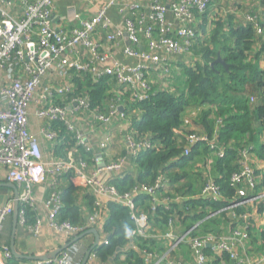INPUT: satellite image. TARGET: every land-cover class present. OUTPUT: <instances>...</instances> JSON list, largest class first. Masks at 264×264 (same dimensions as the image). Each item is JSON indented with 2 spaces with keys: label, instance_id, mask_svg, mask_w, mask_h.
Segmentation results:
<instances>
[{
  "label": "built area",
  "instance_id": "1",
  "mask_svg": "<svg viewBox=\"0 0 264 264\" xmlns=\"http://www.w3.org/2000/svg\"><path fill=\"white\" fill-rule=\"evenodd\" d=\"M20 1L24 12L17 16L14 0H0V182L12 183L19 190L18 225L34 236L43 233L41 220L35 219L38 210L36 188L51 181L53 186L43 201V208L50 228L63 238L61 247L91 229L98 231L100 242L97 247L107 245L109 236L104 226L110 216L109 204L115 203L127 208L135 221L132 243L136 244L144 264H184L169 257L182 246L193 252L196 264H264V259L251 258L240 251L251 239L247 227L236 224L230 235L219 238L214 233L202 236L203 222H197L184 234L177 235L176 230L186 213L181 219L173 215L164 224L167 227L164 239L172 243L165 255L160 254L150 233L152 222L157 220L155 213L159 208L172 211L173 205L182 206L186 211L191 207L187 206L189 200L186 197L170 193L164 175L153 184H142L129 193L118 192L112 181L125 174L132 158L152 147L149 140L136 141L133 138L136 132L131 126L127 136L128 157L100 163L95 156L93 168L87 158L88 154L94 153L91 137L97 138L101 154L107 150L109 138L101 133L110 128L119 114L124 118L125 112L120 111L121 108L124 110L123 106L113 102L107 112L92 107L86 92L75 96L76 81L98 83L108 78L110 86L120 88L117 93L130 96L134 103L150 99L158 85V91L173 94L170 89L175 82L172 81L175 65L183 63L195 68L194 47L198 43L205 44L199 26L202 16L211 9L212 0H109L107 6L88 19L75 14L78 25L72 30L55 24V0ZM110 7L119 8L121 27L115 26L108 17ZM247 20L261 36L257 19L250 17ZM99 38L101 42L97 40ZM114 51L136 63L116 60ZM56 77L61 82H56ZM32 108L47 124L41 133L47 144H55L59 139L53 124H65L75 142L67 158L45 160L37 137L29 129ZM188 124L185 120V125ZM211 141L207 137L191 135L187 141L191 147L185 148L184 156H191L192 147L200 142L210 143L216 149L215 140ZM225 151L217 150L218 157L222 158ZM243 151L242 169L231 177V186L242 200L235 201L228 209L257 200L247 198L246 191L238 188L242 183L252 189L256 186L254 170L249 164L252 150L244 152L246 156ZM71 174L75 181L82 182L94 199V209L86 214L82 224L77 225L59 220L65 207L61 182ZM140 194L149 197V212L136 206L135 198ZM201 197L211 204H219L224 199L221 188L212 181L204 187ZM14 201L15 198L0 209V231L7 217L13 215ZM28 212L34 216L32 221L27 217ZM13 259L10 248L0 243V264H11ZM38 263L73 264V258L66 250L54 259ZM86 264H101L96 250L90 253Z\"/></svg>",
  "mask_w": 264,
  "mask_h": 264
},
{
  "label": "crops",
  "instance_id": "2",
  "mask_svg": "<svg viewBox=\"0 0 264 264\" xmlns=\"http://www.w3.org/2000/svg\"><path fill=\"white\" fill-rule=\"evenodd\" d=\"M30 1L32 2L34 0ZM108 1L109 0H89V2H83L80 0H55L57 11L54 22L59 26H63L68 30H72L78 25V22L75 21V14H81L82 18L88 19L91 16H94L98 9L107 6L109 3ZM14 2V13L17 16H21L24 12V7L20 0H14ZM108 11V17L112 20L113 24L115 26L121 27L122 20L119 13V8L110 7ZM250 17L256 18L262 29L261 36H258L260 37L259 42H257L256 47H254L252 52L259 55L258 65L261 70H264V0H212L211 9L207 13L206 18H202V24L199 26V28L203 33L207 23L212 20V18H215L214 29L212 30L209 40H205V44L203 46L198 43L197 47H199V50L201 47H211L214 49V46L211 44V37L214 30L217 28L218 22L223 23L225 20V24L233 26H237L239 23L250 24L254 28V25L246 20V18ZM255 32L257 34L256 30ZM104 34V32H101V36H104ZM97 40L100 41V38ZM124 44H126V42H123V45ZM112 49L114 48H110V50ZM199 50L198 52L200 53ZM198 52L194 58V60H196L195 68L189 66L187 67V65L183 63L175 65L172 79V81L175 82H173V87L170 90H172L173 94L177 97L182 94L187 96L188 93V78L186 76V69H193L195 71L198 67L197 64H205L204 60L202 59V54H199ZM84 53L88 54L87 51ZM114 54L115 59L120 62L126 64L136 63L135 60L127 59L117 51H114ZM219 56H221L220 52H218L217 58ZM222 58L224 59V57ZM251 60L254 62L252 58ZM55 81L61 82V80L57 77L55 78ZM105 81H107L108 85L105 92V97L113 96L112 100L115 101V104H117L119 107L123 106L124 110L121 108L120 111H124L125 116L124 118H121L119 114L115 118L110 128L101 133L102 136L109 138L108 147L104 153L101 154L100 149L97 147V138L91 137L94 153H92V157L89 154L87 155L91 168L95 167L96 165L92 160V158L95 156L98 157L100 163H110L117 161L120 158L129 156L130 147L127 136L130 126L134 127L133 117H138L137 113L134 114L133 110H131L128 105L130 104L129 102H131L130 96L127 97L126 95L117 93L120 88L115 85L110 86L108 78H105ZM76 82L77 87L75 96L85 92L89 95L90 91L93 90V87L98 84L88 80L84 81L82 79H78ZM252 85L254 84L250 82L246 84L245 88L248 90ZM158 86L156 87V91L159 90ZM84 87L87 90H83ZM114 97L117 99H114ZM119 98H121V100L117 101ZM254 101V99H250V104L252 105L250 112L246 117L241 119L240 127H246V130L249 132L245 140V143H249L247 145L245 144V149L249 148L248 150H252V153L249 154V161H251L249 164L254 170L256 186L252 189L247 183H242V185H240L238 188L246 191L247 198H257L256 201L246 206L228 209L232 204L235 203V201L242 200V198H238L236 193V195H234L231 199L228 197V199L226 198L227 201H230L229 203H226L227 205L216 209L209 206L211 203L201 197V193L208 182L212 181L216 184L219 179L224 177L222 172L218 171L215 164L216 158H218L217 150L221 151L224 147L221 148L216 146L217 150L213 154L206 145H202L194 152L195 155L189 162L188 166L184 168L175 167L173 170L168 171V175H170V177L168 175L166 176L170 180V183L168 184L170 193L174 196L186 197L189 200V206L192 209L191 214L186 216V218L181 222L179 229L176 230L177 235L184 234L195 223L203 222L200 229V234L202 236H205L208 233H214L215 235L219 236V238H221L223 236L230 235L234 229V226L238 224L242 227H247L251 233V239L246 243V248L240 250L242 255L244 254L245 256L255 259H264V129L258 119L257 103ZM65 105L66 102H64V106ZM99 106L100 105L97 104V106L94 108L100 109ZM186 111L185 118L187 119L192 118V116L195 117V115L198 117L200 109L195 105H191ZM199 120L193 122L190 130L205 132L202 128L201 120L200 122ZM29 121L30 132L37 137L45 160L48 161L50 158H67L69 156V153H71L74 149L75 142L73 140L72 134L69 133L65 124L61 122H56L53 124V130L57 133V135H59V139L55 144H47L46 139L41 134L42 130L47 127V124L45 121L39 119L35 115L34 108L31 109ZM95 127H97V125H95ZM100 139L102 138L99 137V140ZM241 169L242 166L240 167L239 171H241ZM127 170H129V167ZM71 181H73L77 186L85 189L81 181L74 180V174H71L62 180V189H66L67 186L70 185ZM52 186L53 184L50 181L47 184L36 188V202L38 205V210L35 211V219L41 220L44 227L43 233L39 236H34L31 232H29L28 229L18 225L15 238V249L21 255L43 256L61 247L63 238L50 228L48 224L47 212L43 208V201L48 198ZM81 197L80 205L83 210V217H85L86 214L92 210H89L86 206L87 200L84 198V193H81ZM13 198H15L14 190L9 188H0V209L4 208ZM223 201H225V197ZM147 210L148 212L150 211L149 209ZM214 212L215 216L212 217V213ZM150 216L152 217L151 214ZM11 218H13V215L7 217L0 231V243L3 246L9 248L11 245V236L7 231L6 225ZM166 232L167 227L161 223L160 220H155L152 222L150 233L154 237L152 240L153 245L158 248L160 254L164 255L172 243L171 241L164 239V234H166ZM130 234V244L128 243L126 248L120 251L122 254L120 255L117 262L112 259L106 264H137L135 259H128V251L131 249H133V251L140 256V252L136 247V244L132 243L133 232ZM81 241H83L82 244H78L80 242L79 241L70 249V253L73 258V264H82L85 254L95 243V237L93 235H88ZM131 244L133 245L132 247ZM169 257L177 261L184 262V264H196L193 252L186 246H182L179 250L169 255ZM38 262L39 261L21 260L14 256L11 264H39Z\"/></svg>",
  "mask_w": 264,
  "mask_h": 264
},
{
  "label": "trees",
  "instance_id": "3",
  "mask_svg": "<svg viewBox=\"0 0 264 264\" xmlns=\"http://www.w3.org/2000/svg\"><path fill=\"white\" fill-rule=\"evenodd\" d=\"M206 15L202 18L205 19ZM259 38L250 24L239 23L233 26L218 22L211 37V44L219 45L221 51L211 47H201L200 50L199 47H194L195 55L199 50L198 53L202 54L205 64H197L195 71L186 69L187 96L182 94L175 97L174 94L155 89L154 95L147 101L129 102L130 109L138 115L133 117L134 127L131 126L136 132L133 138L138 142L149 140L152 142V147L137 158H132L130 162L132 169L130 166L122 177L112 181L120 194L129 193L142 184H153L159 176L167 175L168 171L175 167L188 166L195 155L194 152L204 144L200 142L193 146L191 156L185 157L184 150L189 146L188 138L191 135L200 137L206 135L209 140H215V146L224 147L223 149L226 150V154L222 158H216L215 162L218 171L224 176L216 182V185L221 188L225 201L208 205L218 209L230 202L227 199H231L237 193V190L231 186V177L239 172L243 159L241 153L246 148L245 144L249 143H245L249 132L246 127H240V121L250 112L252 106L250 99H254L257 103L258 119L264 129V70L258 65L259 55L252 52ZM218 52L229 65L228 69L220 64L212 66ZM251 58L254 62L249 60ZM250 82L254 85L247 90L245 86ZM107 86V81L103 79L90 91L92 107L105 103L108 111L112 102L115 103L112 100L113 96L105 97ZM191 105L197 106L200 112L198 117L193 116L194 119L190 118L189 124L185 125L186 110ZM199 119L205 132L190 130L193 122ZM62 190L65 207L59 220L76 225L82 224L84 217L80 205L81 193H84L89 210L94 209L92 194L73 181ZM135 202L142 211L150 210L148 196L140 194L136 196ZM187 206L189 207V202ZM108 208L110 216L104 226V231L109 236L108 244L94 249L102 264L112 259L117 262L122 254L120 251L131 241L130 233L136 228L135 221L127 208L115 203L109 204ZM172 208V211L159 208L155 218L157 217V220L162 218L161 223L166 224L173 215L181 219L185 213L188 216L192 212V209L186 211L179 205H173ZM27 217L32 221L33 214L28 212ZM128 253L129 260L135 259L137 264H144L133 249Z\"/></svg>",
  "mask_w": 264,
  "mask_h": 264
},
{
  "label": "water",
  "instance_id": "4",
  "mask_svg": "<svg viewBox=\"0 0 264 264\" xmlns=\"http://www.w3.org/2000/svg\"><path fill=\"white\" fill-rule=\"evenodd\" d=\"M216 64H220V65L224 66L226 69L229 68V65L227 64L226 60L223 59L221 56H219L217 58V60L213 63V66ZM101 165H103V164H101ZM0 188H9L11 190H14V192H15L14 212H13V229H12V237H11V245H10L13 256H15L17 259L28 260V261H49L50 259H54L55 257H57L61 252L69 250L74 244L78 243L79 241L84 239L86 236L93 235L95 237V243L89 249V251L85 254L83 261H82V264L87 263L88 258L90 256V253L99 245V242H100V237H99L98 231L96 229H91V230L85 232L84 234H82V235L74 238L73 240H71L68 244L54 250L53 252H50L46 255H43V256H27V255L19 254L15 249V238H16V234H17L18 218H19V213H18L19 212V202L17 200L19 191H18L17 186L12 184V183L0 182ZM131 247H132V244H131Z\"/></svg>",
  "mask_w": 264,
  "mask_h": 264
},
{
  "label": "rangeland",
  "instance_id": "5",
  "mask_svg": "<svg viewBox=\"0 0 264 264\" xmlns=\"http://www.w3.org/2000/svg\"><path fill=\"white\" fill-rule=\"evenodd\" d=\"M218 16V15H217ZM218 19H219V17H218ZM246 20H247V18H246ZM207 21H208V17H207ZM214 22H215V18H212V20H210L208 23H207V25H206V27H205V30L203 31V33H204V35L202 34V38L204 39V40H209V37H210V35H211V33H212V30L214 29ZM224 22H225V20H224ZM223 22V23H224ZM214 48H215V50H220V46L219 45H217V46H214ZM221 51V50H220ZM250 61H251V59H249ZM157 86V85H156ZM83 90H87L85 87L83 88ZM117 91V90H116ZM117 92H120V90H118ZM108 97V96H107ZM176 97V96H175ZM104 105H105V103H104ZM100 105L99 107H100V110L102 111H106V106L107 105ZM193 115H195V114H193ZM193 117V116H192ZM250 119V118H249ZM185 120H190V118H187V119H185ZM203 137H207L208 138V136H206V135H203ZM212 141H213V139H211ZM212 141H211V143H212ZM203 145H206L209 149H210V151L214 154L215 152H216V149H213V147H211L210 145V143H204ZM246 151H248V149H244V151H243V155H245L246 156V154L244 153V152H246ZM242 154V153H241ZM92 160H94V158H92ZM115 162V161H114ZM111 163V162H110ZM168 175V174H167ZM165 177H166V179H167V181H168V184L170 183V180H169V178L166 176V175H164ZM169 177H170V175H168ZM6 227H7V231L10 233L9 235L12 237V229H13V218H11L10 219V221L7 223V225H6ZM82 242L83 241H80L78 244H82ZM130 244V243H129ZM76 246V245H75ZM73 247V246H72ZM71 247V248H72ZM70 248V249H71ZM69 252H70V250H68Z\"/></svg>",
  "mask_w": 264,
  "mask_h": 264
}]
</instances>
